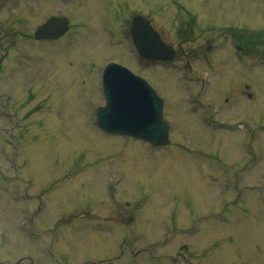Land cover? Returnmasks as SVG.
<instances>
[{
	"label": "rangeland",
	"instance_id": "374dc122",
	"mask_svg": "<svg viewBox=\"0 0 264 264\" xmlns=\"http://www.w3.org/2000/svg\"><path fill=\"white\" fill-rule=\"evenodd\" d=\"M134 13L151 18L174 46L193 16L199 37L181 47L219 43L212 62L228 70L212 78L205 98L220 97L228 80L259 83L252 110L243 111L251 114V136L196 125L182 105L180 70L135 55L124 33ZM56 15L74 29L54 43L32 41L34 29ZM205 29L211 34L201 35ZM231 29L263 40L264 0H13L0 8V39L17 31L18 42L0 67V107L9 114L0 115V264H134L130 253L153 242L152 254L136 264H169L165 257L183 244L193 264H264V130L254 129L264 120L255 115L264 106V67L244 73L234 66ZM7 44L0 43V58ZM263 44L251 49L252 62L264 60ZM110 61L152 80L167 102L179 98L171 139L186 137L207 156L100 132L94 112L104 102L100 74ZM238 117L231 112L225 122ZM193 124L197 132L179 135ZM248 137L255 138L250 149ZM118 210L117 226L109 225Z\"/></svg>",
	"mask_w": 264,
	"mask_h": 264
},
{
	"label": "water",
	"instance_id": "95a60500",
	"mask_svg": "<svg viewBox=\"0 0 264 264\" xmlns=\"http://www.w3.org/2000/svg\"><path fill=\"white\" fill-rule=\"evenodd\" d=\"M67 23L65 18H51L37 28L35 36L58 37L65 32ZM129 31L142 57L171 58L173 52L170 53L143 18H134ZM103 93L106 105L96 111V123L101 129L108 133L143 138L155 145L168 143V129L162 121L161 102L143 79L121 65L110 63L103 72Z\"/></svg>",
	"mask_w": 264,
	"mask_h": 264
},
{
	"label": "flooded vegetation",
	"instance_id": "af4514ba",
	"mask_svg": "<svg viewBox=\"0 0 264 264\" xmlns=\"http://www.w3.org/2000/svg\"><path fill=\"white\" fill-rule=\"evenodd\" d=\"M199 37V36H198ZM197 37V38H198ZM195 38V37H194ZM231 41L233 45L235 46L237 50V56L239 58H244L246 61L250 60V50H251V35L247 31H245L243 34H239L236 32H233L231 34ZM205 44V43H204ZM204 44L198 45L193 51V54L190 52V49H187L184 51V49H180L181 54H179V50L176 51L175 59L180 62L184 59V62L180 66V68H185L186 72L184 75V81L186 82L185 90H189L191 94H189V97L191 101H184V105L186 106L187 112H189L191 115H193L191 112H195L194 114L196 116V122L197 126L199 125L202 130H206L209 132H216L220 130H229L230 126H239L237 130L234 132H240V130L248 131V136L252 135V126H251V116H247V114L251 115L248 112H243L244 110H252L251 104L252 101L257 98L255 90H252V86L249 85V80H233L228 81L229 86L224 87L222 92L228 93L229 95L224 97L223 100H220V97L214 98L210 97V95L203 99L204 90H203V84L204 79L202 72H198L197 70H190L189 69V62L192 59H196V61H203L204 64H200L199 66H206L209 72V75L211 73L216 74V68L215 64L209 63L211 61V57L209 56V51L212 49V45L209 44L203 48ZM189 53L190 58L187 59L185 56ZM235 67H240V65H234ZM250 70V63H244V71L249 72ZM203 71V70H201ZM163 86H170L166 84L165 82L162 83ZM220 92V91H219ZM159 93V92H158ZM160 94V93H159ZM187 100V99H186ZM182 103V104H183ZM246 104L245 106L242 104ZM175 106H180V101H178L176 104H172L170 101L167 102L163 98V114L164 118H169L176 110ZM263 109L264 106H262V110L255 113L259 114L261 116L263 115ZM174 110V112H172ZM236 115H239L238 119H234V122H225L227 121L226 118H224L227 115H230L231 112ZM252 112V111H251ZM253 115V114H252ZM254 115V116H255ZM193 120V119H192ZM191 128L184 127L181 128L183 132L186 133L187 130ZM254 129L264 130V120H261L260 124L256 126ZM197 130L199 128L197 127ZM250 140L248 143H245L243 146H245L246 149H250L252 147V144L255 142V138L248 137ZM261 145V144H260ZM256 143V146H260ZM262 146V145H261ZM245 153L250 155L251 151H246ZM257 159L254 160L256 162ZM244 163L251 162V160H247L246 158L243 159ZM120 214V215H119ZM119 216L121 217V211L118 210L116 213L111 214L112 218L111 221H114L116 224L118 223L117 220ZM116 217L117 220H113ZM110 222V220H109ZM185 249H187L186 246H184ZM177 256H181L182 258L184 255L181 251L177 252ZM174 260H176L175 257H173ZM185 259V257H184ZM191 264H193L192 260H189Z\"/></svg>",
	"mask_w": 264,
	"mask_h": 264
}]
</instances>
